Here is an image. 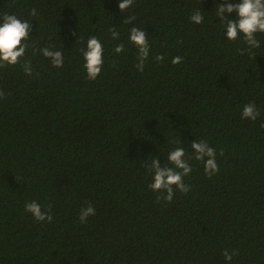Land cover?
<instances>
[{
  "label": "trees",
  "instance_id": "trees-1",
  "mask_svg": "<svg viewBox=\"0 0 264 264\" xmlns=\"http://www.w3.org/2000/svg\"><path fill=\"white\" fill-rule=\"evenodd\" d=\"M194 9L203 24L189 21ZM4 13L32 32L21 63L0 66V264H226L225 249L230 264H264V47L252 58L226 41L214 0H133L121 13L117 0H0ZM133 26L151 45L142 72L126 40ZM89 34L105 46L95 80L78 51ZM50 43L64 52L60 68L32 54ZM250 102L256 121L240 116ZM180 138L190 190L173 186L164 201L148 187L147 160L167 163ZM193 138L216 149L215 175L192 158ZM30 200L50 206L52 222L31 219ZM89 202L96 214L82 224Z\"/></svg>",
  "mask_w": 264,
  "mask_h": 264
},
{
  "label": "clouds",
  "instance_id": "clouds-1",
  "mask_svg": "<svg viewBox=\"0 0 264 264\" xmlns=\"http://www.w3.org/2000/svg\"><path fill=\"white\" fill-rule=\"evenodd\" d=\"M132 3L133 0H117L119 12L129 10ZM214 3L215 17L224 39L226 41H242L244 47L239 49L240 54H247L255 58L258 51L264 47V40L261 39V36H264V0H222V2L214 0ZM204 12L206 11L192 10L188 16L189 21L195 25L203 24L205 22ZM30 15H36L35 8L31 10ZM31 32L32 25L29 20H22L15 13L0 15V66L5 64L14 66L21 63L29 48ZM109 34L113 40L120 41L121 33L116 30V27L109 29ZM126 40L136 49L137 63L135 68L142 72L151 51L148 34L143 28L129 27ZM125 50L124 42L115 43L112 49L116 55ZM78 51L87 79H97L105 62V46L102 38L95 34H89ZM37 53L48 59L53 67L60 68L64 65V52L55 47L54 44L50 43L48 46L38 49L33 47L32 54L36 55ZM155 60L163 62L165 57L155 55ZM182 60V56L176 55L171 58L170 62L179 64ZM22 67L26 74H32L33 69L30 61H25ZM259 115V108L251 102L244 104L240 112L242 119L251 121H256ZM169 143L173 146L167 152V163L161 162L160 155H151V160H147L146 172L150 176L149 189L154 193H160L164 201L170 202L174 196L173 186H175V191L180 193H187L190 190V185L184 181L193 169L181 138L169 141ZM184 143L190 144L192 158L203 163L205 175L211 177L219 171L216 149L207 140L193 138L190 142L185 141ZM24 212L28 213L31 219L37 223H49L53 220L50 206L46 208L37 200L26 201ZM95 214L96 208L89 202L80 209L79 222L87 223L88 218ZM222 254L226 264H230L233 255L236 253L234 250L225 249Z\"/></svg>",
  "mask_w": 264,
  "mask_h": 264
}]
</instances>
